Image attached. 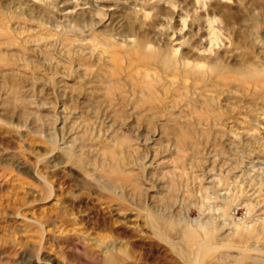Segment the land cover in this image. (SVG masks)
I'll return each mask as SVG.
<instances>
[{"label": "rangeland", "instance_id": "1", "mask_svg": "<svg viewBox=\"0 0 264 264\" xmlns=\"http://www.w3.org/2000/svg\"><path fill=\"white\" fill-rule=\"evenodd\" d=\"M0 264H264V0H0Z\"/></svg>", "mask_w": 264, "mask_h": 264}, {"label": "bare ground", "instance_id": "2", "mask_svg": "<svg viewBox=\"0 0 264 264\" xmlns=\"http://www.w3.org/2000/svg\"><path fill=\"white\" fill-rule=\"evenodd\" d=\"M139 42L140 43H143V40L141 39V40H139ZM140 43H139V45H140ZM163 54V52H162V50H159V52L158 53H154V55L152 54V55H147L149 58H155V57H157V56H159V57H161L160 55H162ZM163 60H166V58H163ZM186 240L187 241H189L190 243H193L194 242V240H195V238H196V234L194 233V232H192V231H188L187 233H186ZM200 246H203V245H200ZM204 248H205V246H203ZM203 247H201V248H203ZM201 248L199 247V251H198V254L199 255H201L200 253H201ZM200 257V256H199ZM200 259V258H199Z\"/></svg>", "mask_w": 264, "mask_h": 264}]
</instances>
